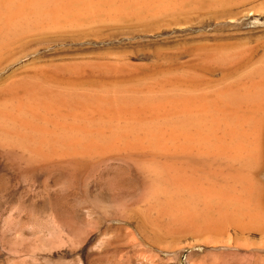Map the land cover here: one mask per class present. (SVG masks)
Listing matches in <instances>:
<instances>
[{"label": "bare ground", "instance_id": "obj_1", "mask_svg": "<svg viewBox=\"0 0 264 264\" xmlns=\"http://www.w3.org/2000/svg\"><path fill=\"white\" fill-rule=\"evenodd\" d=\"M232 1L0 0V54L14 44L21 45L25 38L34 37L36 40V36L73 35L77 31L94 35L90 28L98 32L102 24H119L120 27L138 22L134 26L140 29L139 25L146 22L148 26L147 22L150 24L156 18L164 20L166 16H173L175 19L174 15L178 14L180 19L182 12H188L186 10L193 13L194 9L196 12L201 6L212 4L211 10L215 5L216 8ZM240 1V4H246V1ZM154 22L157 24L158 20ZM98 33L95 34L102 36L103 32ZM88 36L90 38L91 34ZM18 44L12 47L19 49ZM217 45L218 50L211 45L214 47L211 52H208L210 46L206 48L204 45L207 49L204 56V46H200L203 53L198 46L191 48L197 55L192 59L193 63L189 58L192 65L186 59L180 65L186 62L192 68L181 71L174 62L175 66H169L176 70H167V66L163 71L159 63L156 72L149 62L151 66L147 65L152 73L144 76L141 69L138 71L140 67L135 70L136 64L125 62L129 61L127 57L125 61V58L119 61L117 55L112 60L111 57L103 60L88 55V59L81 60H45L41 65L23 70L24 74L14 76L0 90V182L8 191L6 200L11 201L13 196L10 193L21 189L34 187L31 190H40L45 187L43 179L46 176L50 177L52 184H57L60 180H68L71 174L81 172L87 174L84 176L92 174L98 178L110 176L117 183L124 176L134 175L140 177L138 181L130 176L140 182L137 189L148 184L144 190L149 194L144 200L151 205L165 206L173 209L172 212L179 208L180 213L181 208L199 211L212 207L210 210L213 211L217 206L232 218L230 222L251 219L245 211L247 205L251 201L264 203V197L255 194L259 190V179L255 178L264 155V57H258L257 53L255 56L251 49L252 52L245 51L243 46L244 51H240L238 47L241 45H228L229 48L226 44L220 47L222 49H219L220 43ZM241 53L248 55L247 58ZM253 56L260 58L261 62L251 59ZM39 59L33 63H39ZM248 59L256 63H249ZM144 64L142 62L143 68ZM185 64L182 66H187ZM207 65L217 66L219 71L226 69L222 72L225 73L222 79L216 81L220 78H213V81L211 76L209 79L204 73L210 68ZM9 77L13 78L12 75ZM0 78L4 77L1 75ZM24 173L30 174L34 184L23 182ZM219 174L236 182L229 183L223 177L222 181L227 180L224 185ZM134 185L132 190L136 189H133ZM239 189L242 193L238 192ZM236 190L241 193L240 198L233 193ZM134 202L138 204L136 200ZM206 210L201 212L208 213ZM215 211L216 214L219 212ZM200 218L196 220L204 222L205 214ZM253 219L262 220L263 223L260 221L259 224H264V217Z\"/></svg>", "mask_w": 264, "mask_h": 264}, {"label": "rangeland", "instance_id": "obj_2", "mask_svg": "<svg viewBox=\"0 0 264 264\" xmlns=\"http://www.w3.org/2000/svg\"><path fill=\"white\" fill-rule=\"evenodd\" d=\"M239 1L233 0L229 2L231 4L225 3L227 6L220 4L216 8L215 5L213 10H210L212 4L207 5L209 10H205L207 9L206 6H201L202 9L196 7V10H199L195 12L193 8V13L192 10H186L188 15L181 11L183 15H186L183 16L180 12L183 16L180 15V19L178 14L174 15L177 21L173 16H166L164 20L169 18L168 21L171 23L167 20L164 21L162 17L161 20L156 18L154 21L157 22L158 20V27H163V29L160 28L161 30L154 21L150 20L152 27L149 26L151 22L149 24L148 21V26L146 22H143L144 24L139 23L144 25L138 24L140 29L134 26L138 22H134L133 25L130 24L131 22L128 23L129 25L125 23V26L122 24L120 27L119 24H113L117 29L113 25L112 27L109 24H102L103 27L100 30L102 29L103 33L99 29L98 32L102 33L103 38L93 28H90V31H94L95 37L92 33H88L89 29H87V33L80 31L82 34L77 31L73 35H70L72 33L44 35V37L42 35L43 38L41 37V39L39 36V40L37 36L35 37L36 40L34 37L25 38L21 45L17 43L18 46H21L19 49L17 47L16 50L12 47L14 44L4 50L5 53L2 52L4 53L3 56L0 54V60L1 57L3 60L6 56L3 61L1 60L2 62L0 61V76L8 78L12 75L13 77H9L8 81L7 79L3 81L4 78H0V82H4L3 84L0 83V90L14 79V76L20 75L24 72L23 70L30 66L41 65L42 61L44 63L45 60V62H57L58 59L59 61H68L75 58V60H81L88 59L87 56L92 55L91 57L94 56V59L103 60L110 59L107 57H111L112 60V58L115 59L119 56V61L122 60L120 58H125V61L127 57L129 61L126 60L125 62L136 64L134 65L135 70L137 66L140 67L138 71L141 69V72L146 71L147 73H138L146 76L152 73L149 72L151 70L149 67L152 64L154 67H151L156 68V72H158L157 64L159 63L163 71L170 64L173 67L174 62L175 65L177 63L176 67H178V69L174 67L175 70L181 71L186 67L192 68L190 66L191 61L193 63L196 58V53L191 50L194 46L205 45L207 48L209 45L208 52H211L214 47V50H218L216 45L219 43V49H222L221 46L225 47L226 44L227 46L241 45L238 49L243 47L244 50L246 49L245 51L251 49L254 51H249L254 55L257 53L258 57H264V0H252L251 2L244 0L246 1V4L243 1L245 6H242L243 4H240L241 1ZM236 2L239 4L238 6H234L237 4ZM159 21H162L161 24ZM153 26L158 30L156 31ZM162 30L164 31L162 32ZM83 33L86 34V37L91 34L90 38L89 36L86 38ZM98 36L101 37L97 39ZM29 39L32 41H28ZM210 44L215 46L211 47ZM205 46L202 47L203 49L197 48L200 52L201 49L204 51L203 56L207 53ZM233 47L231 49L237 48ZM83 49L84 51H82ZM96 53L100 54L101 57ZM186 53L188 55H185ZM192 53L194 57H192ZM109 54L112 55L109 56ZM244 54L247 53L244 52ZM251 54L249 55L252 57ZM54 56L56 57L54 58ZM243 56L247 58L248 55ZM255 56L249 58L261 62L260 58L257 59ZM38 59L39 63H37ZM182 60L190 64L187 65L184 62L187 66L183 67V62L180 65ZM248 60L249 63H256L253 62L254 60ZM33 61L37 62L33 63ZM137 62L140 63V66ZM149 62L152 64L150 65ZM17 66L19 67L16 69ZM145 66H148L147 69ZM170 66L167 70H174ZM22 67L23 69H21ZM207 68L208 72L210 71L212 74L203 71L205 75L208 78L211 76L212 79L220 78L216 81L222 79L225 74L222 72H226V69L223 68L219 71L217 66L207 65ZM154 69H152L153 72ZM10 71H13L14 74ZM213 81L215 80L213 79ZM262 162L264 163V155ZM262 162L259 167L260 171L258 170L259 173L255 178L256 180L259 179V181L257 180L259 190L255 194H257L256 196L261 194L260 196L264 197V164ZM82 173L79 175L78 173L71 174V178L69 177L66 181L60 180L57 184H52L50 177L46 176L43 179L45 187L38 191H33L31 189L34 187H30L31 189H21L17 193L11 192L10 196H13L11 201L6 200L8 191L0 182V264H264V224L262 225V220H260L262 223L259 224V220L253 219V217L258 219L264 217V203L257 204L251 201L245 211L252 218L238 221L233 219L232 222H230L232 218L217 206L213 211L210 210L213 209L212 207H205L209 210L208 213L203 208L201 209L206 210L204 213L200 209L199 211L194 210L195 213L191 209L184 211L182 208L180 213L178 208L175 209L177 213L179 212L177 215L176 211H171L173 209L146 203L144 199L149 193L144 188L148 184L145 187L141 184L142 188L138 187L137 189V186L140 185L137 180H140V177L130 175L135 179L137 178L135 181L129 175L124 176L126 179L122 177L121 181L118 180L117 183V181H112L110 176L103 177V179L93 177L92 174L91 176H84L86 173ZM218 176L221 177L219 180L226 185L229 178L223 174ZM223 177L227 180L223 179L222 181ZM21 179L24 183L34 184L29 173H24ZM233 181L230 182L229 180L228 182L232 183ZM131 183L132 185L135 184V187L133 186V189L136 188L135 190H132ZM140 189H143L142 192ZM236 192L233 193L240 198L242 192H237V194ZM253 196L255 195L253 194ZM137 198H142L144 201L140 199L142 200L140 204V200L138 201ZM135 200L138 204L134 202ZM215 209L219 210L217 214L214 213L216 212ZM224 211L226 210L224 209ZM199 212L200 214H198ZM204 214L206 218L202 219L203 222L200 221L202 218L200 216L203 215L204 217ZM223 216L225 219L222 218ZM228 217L230 218L228 219ZM252 219L254 221L251 223ZM241 221L243 222L241 223Z\"/></svg>", "mask_w": 264, "mask_h": 264}]
</instances>
